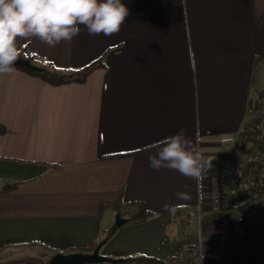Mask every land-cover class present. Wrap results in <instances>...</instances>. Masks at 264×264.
Wrapping results in <instances>:
<instances>
[{
  "label": "crops",
  "instance_id": "0c3cea01",
  "mask_svg": "<svg viewBox=\"0 0 264 264\" xmlns=\"http://www.w3.org/2000/svg\"><path fill=\"white\" fill-rule=\"evenodd\" d=\"M124 2L129 15L110 37L81 26L54 47L20 41V57L37 66L98 65L84 84L51 86L17 69L0 76V190L16 185L0 193V264L89 248L119 215L101 208L120 201L151 216L120 226L103 257L264 264V212L243 224L231 215L220 229L208 209L209 178L236 171L248 103L264 104V0ZM181 128L212 158L200 180L149 167L148 146ZM184 185L188 200L176 196Z\"/></svg>",
  "mask_w": 264,
  "mask_h": 264
},
{
  "label": "clouds",
  "instance_id": "9594fccd",
  "mask_svg": "<svg viewBox=\"0 0 264 264\" xmlns=\"http://www.w3.org/2000/svg\"><path fill=\"white\" fill-rule=\"evenodd\" d=\"M129 11L124 0H0V76L16 71L21 40L38 38L54 47L79 36L81 26L91 36L110 37L121 30ZM147 150L153 153L148 161L154 171L168 169L200 180L212 167V158L205 157L184 128ZM187 188L176 193L178 199H190Z\"/></svg>",
  "mask_w": 264,
  "mask_h": 264
},
{
  "label": "built area",
  "instance_id": "2783aa9c",
  "mask_svg": "<svg viewBox=\"0 0 264 264\" xmlns=\"http://www.w3.org/2000/svg\"><path fill=\"white\" fill-rule=\"evenodd\" d=\"M235 173L220 169L208 181V209L218 228L234 215L237 224L264 212V106L249 102L237 137Z\"/></svg>",
  "mask_w": 264,
  "mask_h": 264
},
{
  "label": "trees",
  "instance_id": "16d2710c",
  "mask_svg": "<svg viewBox=\"0 0 264 264\" xmlns=\"http://www.w3.org/2000/svg\"><path fill=\"white\" fill-rule=\"evenodd\" d=\"M257 26L264 27V13L258 18ZM261 57L264 58V54H262ZM39 66L42 68L41 72H31L29 70L18 68V67H15V69L24 71L29 75L35 76L51 86H60L63 84H84L87 77L98 67V65H91L87 68H84L78 71L62 72V71H58L54 69L53 67L47 64H40ZM4 133H5V128L3 125L0 124V135ZM15 188H16V185H10V186H7L1 189L0 193L9 192V191L14 190ZM106 207H110L111 209L116 211L119 215L122 214L121 209L123 207L127 208L129 212H127L126 215H124L125 217L124 224H131V225L139 224V223L146 221L151 216V214L146 210L143 204L139 202L124 203L120 201L110 206H103L101 209H105ZM118 229L119 227L113 226L108 231L101 232L103 236L101 240L97 243L91 244L90 247L87 249H71V250H66L63 253H82V252L93 251L96 246H101L105 244L115 234V232ZM29 260H33V259H29ZM132 263L165 264L161 261H157V260L149 259V258L127 259V260H123L115 264H132ZM41 264H45V263H41Z\"/></svg>",
  "mask_w": 264,
  "mask_h": 264
},
{
  "label": "water",
  "instance_id": "95a60500",
  "mask_svg": "<svg viewBox=\"0 0 264 264\" xmlns=\"http://www.w3.org/2000/svg\"><path fill=\"white\" fill-rule=\"evenodd\" d=\"M15 67L23 68L31 72H41L42 68L33 64L30 60L19 57L16 61ZM125 223L119 215L115 218V226L120 227ZM100 246H96L91 253H68L55 254L46 264H94V263H108L115 264V261L99 255Z\"/></svg>",
  "mask_w": 264,
  "mask_h": 264
},
{
  "label": "rangeland",
  "instance_id": "374dc122",
  "mask_svg": "<svg viewBox=\"0 0 264 264\" xmlns=\"http://www.w3.org/2000/svg\"><path fill=\"white\" fill-rule=\"evenodd\" d=\"M262 105H264V104H262Z\"/></svg>",
  "mask_w": 264,
  "mask_h": 264
}]
</instances>
